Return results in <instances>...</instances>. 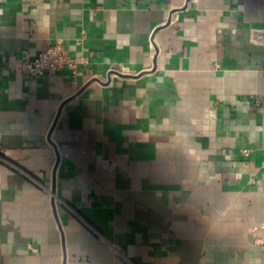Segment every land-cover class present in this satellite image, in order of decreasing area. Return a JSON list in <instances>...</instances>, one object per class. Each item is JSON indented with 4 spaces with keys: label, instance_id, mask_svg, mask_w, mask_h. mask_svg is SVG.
I'll return each mask as SVG.
<instances>
[{
    "label": "crops",
    "instance_id": "1",
    "mask_svg": "<svg viewBox=\"0 0 264 264\" xmlns=\"http://www.w3.org/2000/svg\"><path fill=\"white\" fill-rule=\"evenodd\" d=\"M256 29L264 0H0V264H264ZM56 40L77 75L30 78Z\"/></svg>",
    "mask_w": 264,
    "mask_h": 264
},
{
    "label": "built area",
    "instance_id": "2",
    "mask_svg": "<svg viewBox=\"0 0 264 264\" xmlns=\"http://www.w3.org/2000/svg\"><path fill=\"white\" fill-rule=\"evenodd\" d=\"M251 37L253 41L263 43L264 30H253ZM22 63L32 79L40 77L46 70L56 71L64 67L71 69L74 76L78 73V61L65 54L63 44L59 40L41 50L35 57H31L29 54L24 55ZM243 153L248 156L250 151L243 149Z\"/></svg>",
    "mask_w": 264,
    "mask_h": 264
}]
</instances>
